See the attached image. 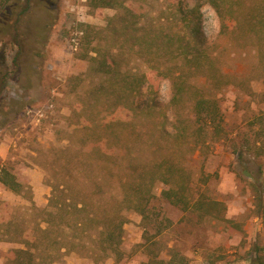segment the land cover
<instances>
[{"label":"rangeland","instance_id":"obj_1","mask_svg":"<svg viewBox=\"0 0 264 264\" xmlns=\"http://www.w3.org/2000/svg\"><path fill=\"white\" fill-rule=\"evenodd\" d=\"M125 1L133 14L122 7H96L91 0H7L0 7V168L24 186L18 194L0 182V264H16L10 253L26 249L25 238H40L42 250L66 245L60 218L54 219L52 233L38 230L42 210L54 180L72 179L77 168L86 171L93 123L112 118L130 122L121 126V141L114 138L127 158L132 151L138 163L170 156V182L156 180L148 218L123 209L118 255L99 250L94 227L86 234L65 225L75 244L52 264H254L256 255H264V216L257 208L258 198L264 201V63L252 55L249 41L235 42L220 32L207 0ZM193 4H200L201 28L227 75L223 82L207 83L205 74L178 58V43L171 38L191 32L182 11L190 12ZM126 13L127 22L122 21ZM107 49L117 54L123 72L146 74L145 98L154 97L166 118L119 106L121 78L117 86L99 72L97 50L101 57ZM173 71L219 98L225 132L203 150L192 151L187 121L194 90L174 102ZM164 120L174 133L168 138L159 126ZM86 176L81 174L78 187L88 190L91 176ZM179 182L220 201L222 218L170 203L162 191ZM102 195L95 192L90 203L106 219ZM163 217L172 222H162ZM30 249L39 253L31 244ZM48 253L43 252L46 260L58 255Z\"/></svg>","mask_w":264,"mask_h":264},{"label":"trees","instance_id":"obj_2","mask_svg":"<svg viewBox=\"0 0 264 264\" xmlns=\"http://www.w3.org/2000/svg\"><path fill=\"white\" fill-rule=\"evenodd\" d=\"M91 1L96 7H122L133 14L132 9L128 8L125 4V0ZM197 1L201 3L200 0ZM6 2L7 0H0V7L6 4ZM207 3L214 9L219 19L220 32L230 36L235 42L242 39L249 41L252 47V55L257 58L258 63L263 64L264 0H207ZM182 14L184 23L191 29V32H185L183 35L179 34L171 38L178 43L176 49L178 58L182 57L183 63L187 62L202 72V74H205L207 83H209V80L214 83L223 82L224 77L227 75H225L222 68L218 65L219 56L214 55L210 50L209 42L201 28L202 13L200 4L199 6L193 4L190 12L185 11V7H183ZM122 15V21L127 22V13ZM139 22L131 23L132 25L130 26H134L133 24H135V27H137ZM130 26L128 25V27ZM97 52L100 59L99 72L110 80L115 79L116 81L113 82L117 86L120 80L123 84L121 94L124 93V95L122 94L123 96L121 95V97L124 99L120 103V107L132 113H142L147 116H152L156 112H159L165 117V113L159 111V105L154 97L152 99L145 98V84L147 82L145 73L123 72L119 68L120 62L117 54L113 55L107 49L106 55H101L100 57L101 53L98 50ZM90 59L96 61L98 57H90ZM176 64L178 65V63ZM170 76L175 89L172 99L174 102L182 100L185 94L194 90L192 92L193 99L189 107L190 118L187 120L192 131L191 138L194 147L192 151L197 149L203 150L213 138H215V142H217V139H221L225 129L223 124L224 116L219 98L207 92L205 87H198L194 82H189L182 71L180 73L173 71ZM119 77L121 78L120 80ZM129 123L128 120L121 118L106 119L104 122L93 123L95 132L88 138L90 146L86 171L77 168L72 179L69 176L67 177L68 179L64 178L65 180L63 181H53L52 194L47 208L42 210L41 214L43 216L42 221L38 224V230L45 235L52 233L54 230L53 221L58 217L61 221H64V224H62L64 226H60L59 229L62 236H64L63 238H67L68 236L66 240L69 243H65V246L56 244L54 249L49 248L47 250L44 248L42 250V240L40 238L37 236L31 237L32 241L25 238L23 242L26 249L18 248L15 251L12 250L10 253L15 258L16 264H52L64 252L70 251L71 249L67 245L75 244L73 243L75 241L72 242L74 239L70 238L71 236L68 234V231L65 232L66 226L80 230L86 234L89 232V228L94 227L96 237L99 238V250L106 255H118L120 253L119 247L122 241L124 224L126 223L123 209H134L143 215L144 218H148V212L151 209L150 204L155 197L153 192L155 182L157 179H160L164 183L170 182L167 174L169 170L168 165L172 163V159H170L168 154L163 155L161 159L154 162L147 158L145 162L138 163V156L133 151L128 153L127 158L124 149L114 142V138L121 141L119 132L124 129L122 127L127 126ZM160 123V129L165 136H172L174 134L166 130V121L162 124ZM99 128H103V131H98L97 129ZM176 165L178 164L176 163ZM178 168L177 170L181 169L180 167ZM183 171H185L184 168ZM81 174L83 176L85 174L91 176V178H88V182L89 185L94 186V189H91V186H89L87 190L85 189V185L78 187ZM159 174L161 177H158ZM184 176L181 175V178L183 179ZM187 177L190 178L191 176L186 175ZM0 182L9 190L18 194L24 189L23 184L6 167L0 168ZM99 191L103 193L102 198L107 203L101 205V212L107 213L106 219L101 218L100 214L90 203L92 196L95 192ZM162 195L170 203L180 207L184 212L197 211L203 217L213 214L212 217L216 219L222 218V207H220L222 203L217 200L208 199L202 190L198 189V192L194 193L189 183L183 185V183L179 182L176 187L170 186L164 189ZM257 208L258 214L264 216V201L261 197L258 198ZM162 222L170 224L172 221L163 217ZM93 235L90 233L92 239H94ZM103 239L107 242V246L105 247H103ZM95 241L97 242V240ZM30 244L35 247V252L39 251L38 254L30 249ZM73 246L75 247V245ZM64 248H66V251L62 252ZM47 251H52V253L48 254L56 253L58 255L57 257L50 258V260H46L43 255ZM98 255V251L92 249L91 257L97 260ZM253 262L254 264H264V255H256L253 258Z\"/></svg>","mask_w":264,"mask_h":264}]
</instances>
